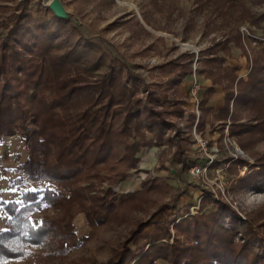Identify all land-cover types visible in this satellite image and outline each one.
I'll use <instances>...</instances> for the list:
<instances>
[{"label":"trees","instance_id":"trees-1","mask_svg":"<svg viewBox=\"0 0 264 264\" xmlns=\"http://www.w3.org/2000/svg\"><path fill=\"white\" fill-rule=\"evenodd\" d=\"M226 1L239 4L243 0ZM28 18L25 12L9 19L8 35L0 43V136L19 134L34 152L25 164L27 175L33 178L39 172L43 180L67 195L49 189L26 192L20 209L14 204L6 205L16 223L11 231L0 235V264L22 259L26 252L18 249L20 244L36 248L53 238V247L60 255H67L86 241L87 238L77 237L74 215L69 213L33 227L28 220L29 211L42 201L52 206L56 202L74 204L88 225L95 227L108 222L133 199L135 193L119 194L112 185L125 181L129 172L139 170L143 149L174 144L168 133L177 126L170 117L181 119L185 111L183 100H171L168 90L176 87L178 96L179 86L193 74L195 58L188 54L157 66L161 74L169 77V85L160 80L145 86L141 76L105 53L97 57L91 69L82 67L91 50L86 39L77 38L75 29H69L64 17L51 12L49 22H36L41 25L37 33L30 32L35 20ZM254 22L260 28L264 14ZM63 33L66 42H58ZM236 38V42L240 41L241 34ZM71 39H75L74 44ZM63 43L67 50L59 54ZM211 55L208 64L219 59L216 52ZM200 74L212 79L214 76L207 68L201 69ZM235 81L234 76L222 113L229 115L232 102L234 107L246 102L256 114L250 124L240 122L232 114L231 134L264 135V58L252 60L247 81ZM144 87V91H152L146 98L140 96ZM153 103L168 108L157 111ZM203 123L202 120L200 127ZM177 136L174 155L184 169H190L193 161L186 159L193 154L192 140ZM106 180L113 184L101 190ZM173 209L174 206H163L151 221L140 222L122 250L107 264L258 263L249 241L236 243L234 232L218 224L219 212L231 210L227 205L223 204L210 222L203 216L183 218L174 224L175 236L171 222L164 217ZM149 227L153 230L148 231ZM179 233L186 234L184 241L179 239Z\"/></svg>","mask_w":264,"mask_h":264},{"label":"rangeland","instance_id":"rangeland-1","mask_svg":"<svg viewBox=\"0 0 264 264\" xmlns=\"http://www.w3.org/2000/svg\"><path fill=\"white\" fill-rule=\"evenodd\" d=\"M25 12L29 15L27 20H35L31 24V33L40 31L41 25L36 22L51 20V12L65 16L69 29H75L73 33L77 38L86 39L87 48L91 50L82 67L91 69L97 57L105 53L118 58L135 75L141 76L145 86L160 80L169 85V77L161 74L157 66L188 54L195 55L193 69L196 65L198 77L205 66L214 75L213 80L222 82L226 87L231 85L235 76L233 70L223 68L224 61L220 58L217 62L208 64V59L203 58L204 56L209 57L213 52L220 51L230 55L231 48L235 47L249 53L252 60L264 58V40L257 39L254 28V19L264 14V0H243L239 4H229L226 0H0V43L8 35V20ZM237 32L241 34L238 42ZM62 41L66 42L65 33L59 37L58 42ZM71 41L75 43V39ZM66 50L63 43L59 54ZM200 62L202 67L199 66ZM142 89L140 96L144 98L152 92L144 91L145 87ZM175 90L176 87L168 90L170 99L182 100L183 95L179 91L177 96ZM153 107L157 111H163L168 105L153 103ZM185 110L187 112L181 119L170 117L177 126L168 133L174 143L171 147L168 146L171 150L177 149V135L190 136L188 134L191 130L187 122L191 117L189 110ZM232 114L240 122L250 124L256 112L245 102L239 103L237 107L233 106ZM221 116L223 117L219 115ZM207 120L211 121L210 117ZM231 125L232 121L228 125L214 122L210 131L220 134L216 139L220 144L228 129L230 137L237 142L248 160L252 161V166L242 175L240 168L247 165L248 160L242 159V163L237 161L226 165L227 169L220 173L226 191L225 199L217 200L209 193L211 190H207L202 199L198 196L187 203L188 200H183L182 196H185L184 192L190 182H184L186 179L179 181L176 175L171 174L165 177L155 176L157 172L154 175L143 170L142 167L148 163L141 161L139 170L129 172L125 181L113 184L106 180L100 187L101 190L108 189L113 184V189L119 194L135 193L133 199L119 208L104 224L90 227L77 206L67 202H56L52 206L42 201L39 207L29 211L28 220L33 227H38L43 220H56L67 213L74 215L73 225L77 237L87 238L80 246L67 255H60L53 247V238H48L36 248L20 244L18 249L24 250L26 255L20 260L2 264H107L122 250L131 231L140 222L151 221L159 208L166 205L175 207L164 216L171 222L169 226L175 236L174 224L186 217L199 216L206 217L207 222H210L223 204L231 210L219 212L218 224L225 230L234 232L236 243L249 241L258 258L257 264H264V135L250 132L234 136L231 134ZM141 152L145 155L147 149ZM32 154L33 150L19 134L0 136V235L11 231L16 223L7 212L6 205L14 204L20 209L24 206V193L49 189L67 195L52 182L43 180L39 172L33 178L27 175L25 164ZM159 155L160 158L163 156ZM222 159V165L229 161L226 154H223ZM222 165H217L212 172L215 180V171ZM147 230L152 231L153 227ZM185 236L184 233L178 235L181 241L186 239Z\"/></svg>","mask_w":264,"mask_h":264},{"label":"crops","instance_id":"crops-1","mask_svg":"<svg viewBox=\"0 0 264 264\" xmlns=\"http://www.w3.org/2000/svg\"><path fill=\"white\" fill-rule=\"evenodd\" d=\"M257 32V39L259 40H264V22L261 23L260 28H256ZM217 58H220L224 61L223 68H228L230 70H233V73H235L236 81L238 79H243L245 81L248 80V75L252 69V58L250 54L245 53L243 49L240 48H235L232 47L230 50V55L229 53L220 51L217 53ZM203 58H212V55L209 57H203ZM201 64V65H200ZM199 66L202 67V62H200ZM204 66V65H203ZM205 67V66H204ZM203 67V68H204ZM192 80V76L185 79L182 84L179 86V91L183 95V107L184 109H188L190 112V117L193 118L189 119L187 122V126L190 128L191 133H189L188 136L192 140V147L194 151V140L192 136V132L196 126L197 132L200 133L203 137L206 139H209L211 143L216 142V139L218 140L217 137L220 136L218 132H213L210 131L211 127L214 122L216 123H224L225 125L231 122L230 116L232 115V107H233V102L230 105V112L227 117H225L226 114L222 113V111L225 109L227 100H226V92L227 88L229 85L226 87L225 84L222 82H217L213 80L210 77H206L202 74H199V82H200V91H199V96L201 98V105H200V114L197 117L196 113L194 112V106L192 101L189 98V89H190V83ZM236 88H234V91ZM188 96V97H187ZM185 98V99H184ZM203 106V110H202ZM187 110H185L186 114ZM219 115H223V117H219ZM186 116V115H185ZM210 117L211 121H208L207 119ZM187 117H185L186 119ZM204 121L202 126L200 127L201 121ZM185 125V124H183ZM228 127V126H225ZM213 132V133H212ZM147 149V153L145 155L140 153V162L141 161L145 165L143 166V170L148 172V173H153L155 175V172H157L158 177H165L168 176L169 174L173 175L176 177L177 180L181 181L183 179H186L184 182H190L189 185H187L186 190L184 192L185 196L183 195L182 198L183 200H188L187 203H191L195 198L200 196L201 190L199 187L191 181V177L189 174V169H184L183 164L178 161L174 155L176 149L172 148L169 149L168 146H163V147H152V148H145ZM170 154L166 156L165 154ZM162 154L163 156L160 158V155ZM187 162L189 161H194V156L188 157L186 159ZM180 167V168H179ZM160 168L162 170H160ZM187 177V178H186ZM188 194V195H186Z\"/></svg>","mask_w":264,"mask_h":264},{"label":"built area","instance_id":"built-area-1","mask_svg":"<svg viewBox=\"0 0 264 264\" xmlns=\"http://www.w3.org/2000/svg\"><path fill=\"white\" fill-rule=\"evenodd\" d=\"M200 87L197 66L195 65L190 83L189 98L193 103L194 112L197 117L200 114L199 110L201 105V98L199 96ZM192 137L195 147L193 151L194 161L189 169V174L192 182L201 190L199 199H202L203 196L206 195L207 190H211L209 193L213 198L217 200L225 199L226 191L224 190L223 177L220 173L227 169V164L229 165L230 163L237 161L240 162L242 159L248 160L247 156L237 142L230 137L228 129H226V133L222 137L220 144H218V142L211 143L209 139H206L197 132L196 126L192 132ZM223 154H226L229 161L222 165ZM219 164L222 166L215 171L217 174L216 180L219 179L216 181L212 176V172ZM251 166L252 161L248 160V164L240 168L241 174L245 175ZM212 191L214 193H212Z\"/></svg>","mask_w":264,"mask_h":264},{"label":"water","instance_id":"water-1","mask_svg":"<svg viewBox=\"0 0 264 264\" xmlns=\"http://www.w3.org/2000/svg\"><path fill=\"white\" fill-rule=\"evenodd\" d=\"M51 8H54V6H52ZM53 10L56 11V8H54ZM55 13H56L58 16L65 17V16L60 15L58 12H55ZM196 52H198V51H196Z\"/></svg>","mask_w":264,"mask_h":264}]
</instances>
